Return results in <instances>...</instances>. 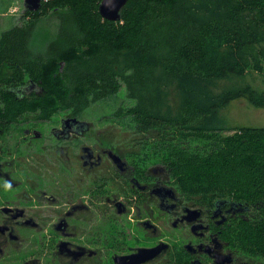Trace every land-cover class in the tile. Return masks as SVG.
I'll use <instances>...</instances> for the list:
<instances>
[{"label":"trees","instance_id":"1","mask_svg":"<svg viewBox=\"0 0 264 264\" xmlns=\"http://www.w3.org/2000/svg\"><path fill=\"white\" fill-rule=\"evenodd\" d=\"M100 1L44 0L0 33V123L80 114L124 88L133 105L115 115L131 121L127 144L149 147L190 206H255L231 233L237 249L264 256V128L224 116L237 100L264 110V0H128L116 22ZM47 16L56 33L34 52Z\"/></svg>","mask_w":264,"mask_h":264},{"label":"flooded vegetation","instance_id":"2","mask_svg":"<svg viewBox=\"0 0 264 264\" xmlns=\"http://www.w3.org/2000/svg\"><path fill=\"white\" fill-rule=\"evenodd\" d=\"M113 137L84 112L0 123V264H264L231 233L255 206H190L149 147Z\"/></svg>","mask_w":264,"mask_h":264},{"label":"rangeland","instance_id":"3","mask_svg":"<svg viewBox=\"0 0 264 264\" xmlns=\"http://www.w3.org/2000/svg\"><path fill=\"white\" fill-rule=\"evenodd\" d=\"M23 14V0H0V33L12 26L21 25ZM56 27L57 22L53 16L42 17L33 35L31 49L34 52H43L45 45L54 38ZM258 76L255 75L254 78L257 83H261L262 78ZM132 105L133 101L126 98L124 88H121L113 97L92 104L84 114L92 121L93 128H106L114 134L113 142L126 144L128 137L132 136L134 131L131 121L128 117L119 119L115 113L124 111ZM224 116L228 125L232 127L264 128V110L254 108L245 101L231 102L224 110ZM202 145L195 141L191 143L193 147ZM152 159L156 161L154 155Z\"/></svg>","mask_w":264,"mask_h":264},{"label":"water","instance_id":"4","mask_svg":"<svg viewBox=\"0 0 264 264\" xmlns=\"http://www.w3.org/2000/svg\"><path fill=\"white\" fill-rule=\"evenodd\" d=\"M44 0H23L24 10L34 13L40 10ZM128 0H101L98 6V13L102 19L116 22L120 19V12ZM197 216L196 211H189Z\"/></svg>","mask_w":264,"mask_h":264}]
</instances>
